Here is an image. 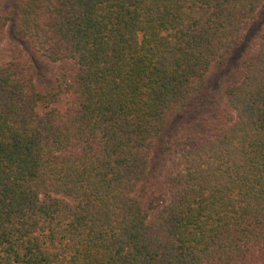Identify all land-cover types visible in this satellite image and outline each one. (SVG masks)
Returning a JSON list of instances; mask_svg holds the SVG:
<instances>
[{"label":"trees","instance_id":"1","mask_svg":"<svg viewBox=\"0 0 264 264\" xmlns=\"http://www.w3.org/2000/svg\"><path fill=\"white\" fill-rule=\"evenodd\" d=\"M0 264H264V0H0Z\"/></svg>","mask_w":264,"mask_h":264},{"label":"rangeland","instance_id":"2","mask_svg":"<svg viewBox=\"0 0 264 264\" xmlns=\"http://www.w3.org/2000/svg\"><path fill=\"white\" fill-rule=\"evenodd\" d=\"M6 36L3 42L4 46L7 45H18L19 43L15 41V39L13 38V36L11 35V29L9 28V26L6 28ZM238 56V53L232 52L231 54H229L225 60L220 63L218 66L214 67L207 75L204 86L199 94L200 99H203L206 97V95H212V91H214V89L217 88V83L219 81V78L221 75H223L228 68H230L236 58ZM38 67V66H37ZM42 71V74L40 75V78L43 77L47 74V69L43 68V67H39L38 71Z\"/></svg>","mask_w":264,"mask_h":264}]
</instances>
